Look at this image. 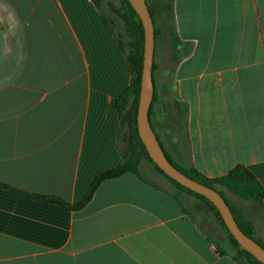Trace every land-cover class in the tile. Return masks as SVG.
<instances>
[{
  "label": "crops",
  "instance_id": "obj_1",
  "mask_svg": "<svg viewBox=\"0 0 264 264\" xmlns=\"http://www.w3.org/2000/svg\"><path fill=\"white\" fill-rule=\"evenodd\" d=\"M174 2L187 168L215 179L241 166L264 189V0ZM114 37L94 0H0L1 184L73 207L123 163L117 103L132 75ZM145 180H107L78 210L0 188V264H238L205 216ZM225 197L264 245V199Z\"/></svg>",
  "mask_w": 264,
  "mask_h": 264
},
{
  "label": "trees",
  "instance_id": "obj_2",
  "mask_svg": "<svg viewBox=\"0 0 264 264\" xmlns=\"http://www.w3.org/2000/svg\"><path fill=\"white\" fill-rule=\"evenodd\" d=\"M123 4V13L121 14V19L124 23V34L119 33L115 35L113 30V25H111L106 18L103 17L105 24L109 27L111 33L116 36L117 43L121 49V51L125 54L128 65L131 70V83L129 86L128 91L125 95L119 98L117 103V108L119 112V120H120V128L118 132V147L121 151L123 163L113 169L102 171L97 178L95 179L94 183L92 184L89 192L86 194L84 199L71 207L65 201L55 198V197H45L34 195L30 193L20 192L13 188H10L6 185L0 183V188L7 189L14 194H17L21 197H25L28 199H34L39 201H44L48 203L57 204L59 206L65 208H72V209H81L86 204H88L96 191L98 190L99 186L111 179H117L122 177L125 174L132 173L137 175L141 180L145 183H148L141 173V167L144 160H148L151 162L158 173L164 176L172 185L174 186V192L170 193V195L181 205L183 211L191 217L195 222H197L198 218L205 214V212H212L215 217L219 220L221 228L223 229L224 233L227 235V241L229 245L234 249L235 256L234 260L238 264H263L260 261L256 260L250 253L245 251L241 248L239 243L234 239L231 235L229 230L227 229L219 211L216 207L204 196L199 195L186 187L180 185L170 177H168L150 158L145 145L143 144L139 131H138V124H137V114H138V107H139V99L141 93V76H142V69H143V58H144V42H145V35H144V27L142 22L136 13V11L131 6L128 0H120ZM94 2L99 6V0H94ZM148 3V0H147ZM149 6V3H148ZM149 10L151 16L154 21V12L149 6ZM164 12L169 15L171 19L174 14V0H167L164 7ZM156 31V37H157ZM175 36V32H174ZM176 37V36H175ZM173 42L175 45L179 46L180 43L177 39L174 38ZM155 69V65L153 67V71ZM156 93L154 94L153 103L150 108V122L152 127L157 135L160 145L162 146L167 158L169 161L183 174L187 177L203 184L215 191H217L227 202L228 206L230 207L235 220L242 231L252 239H254L258 244H260L263 248L264 245L255 239L254 237V227L251 223L244 220L242 221L236 210L231 206L228 200L225 197V192L232 193L233 195L248 201H262L264 199V189L256 177L246 168L238 166L231 170L227 175L209 179L205 177L203 174L199 173L197 170L193 168H181L177 164L173 162L170 158L168 153L166 152L160 137L158 136L152 121V114L154 104L156 102ZM179 107L184 106L185 109V116L187 112V106L178 104ZM183 196L187 197H194L193 208L187 207L183 202ZM210 240V238H209Z\"/></svg>",
  "mask_w": 264,
  "mask_h": 264
},
{
  "label": "rangeland",
  "instance_id": "obj_3",
  "mask_svg": "<svg viewBox=\"0 0 264 264\" xmlns=\"http://www.w3.org/2000/svg\"><path fill=\"white\" fill-rule=\"evenodd\" d=\"M166 1L167 0H148L149 6L154 12L155 30L158 33L156 37L154 58L155 69L153 71L157 99L153 109H155L156 112H159L160 110L162 111L165 120V123H163L165 129L160 127V125L156 122L154 114L153 124L170 158L179 167L186 169L187 140L184 123L185 109L184 106H178L177 111L174 110L175 107L173 105V101L176 102L178 97L174 90L171 74V71L182 59V55H184V49L183 52L182 50L179 51V47L173 42L175 38L174 31L176 32V18L175 14H173L172 18L170 19L169 15L164 12ZM98 8L103 17L106 18L111 25H113L115 35L119 33L124 34V23L120 17L124 10L122 2L120 0H99ZM115 41L117 42L116 38ZM116 45H118V43ZM186 50L187 47L185 48V51ZM120 53L121 57L117 53L116 65L123 69V75L127 79V76H129V70H126L125 67L127 65L125 59L126 56H124L125 54L121 51ZM100 60V64L102 63V65H105L104 57L102 55ZM129 86L127 89H125L121 96L125 95L129 89ZM178 154L180 156H178ZM141 173L145 178L159 184L161 187H165L172 192L175 191L172 183H170V181L158 173L155 169V166L148 160L143 161ZM183 202L187 207L193 208L194 197L183 196ZM204 216L206 217V222L202 220L200 221H202L201 223L204 225L205 229L213 236V238L225 241L229 247V250L235 255L236 253L229 245L227 241V235L221 228L219 220L212 212H205V214L201 217Z\"/></svg>",
  "mask_w": 264,
  "mask_h": 264
},
{
  "label": "water",
  "instance_id": "obj_4",
  "mask_svg": "<svg viewBox=\"0 0 264 264\" xmlns=\"http://www.w3.org/2000/svg\"><path fill=\"white\" fill-rule=\"evenodd\" d=\"M138 14L144 27V58L141 76V93L137 114L140 138L151 160L171 179L187 189L207 198L219 211L227 229L242 249L264 264V248L247 236L237 224L225 199L215 190L187 177L167 158L150 122V108L153 103L155 86L153 67L156 47V30L147 0H128Z\"/></svg>",
  "mask_w": 264,
  "mask_h": 264
}]
</instances>
